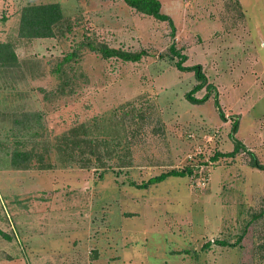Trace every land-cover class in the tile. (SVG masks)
<instances>
[{
  "label": "rangeland",
  "instance_id": "obj_1",
  "mask_svg": "<svg viewBox=\"0 0 264 264\" xmlns=\"http://www.w3.org/2000/svg\"><path fill=\"white\" fill-rule=\"evenodd\" d=\"M159 1L173 35L124 0H0V43L18 60L0 65V264L264 262V169L250 154L264 166V0ZM49 2L64 16L55 34L19 37L21 8ZM90 42L145 54L103 57ZM171 44L182 65H201L209 86L193 95L204 102L187 99L197 79ZM76 122L121 139L109 167L57 150ZM234 138L244 148L215 158ZM15 148L29 155L13 165Z\"/></svg>",
  "mask_w": 264,
  "mask_h": 264
},
{
  "label": "trees",
  "instance_id": "obj_2",
  "mask_svg": "<svg viewBox=\"0 0 264 264\" xmlns=\"http://www.w3.org/2000/svg\"><path fill=\"white\" fill-rule=\"evenodd\" d=\"M124 2L135 9L138 12L149 14L157 19L167 21L171 34H174L175 25L171 17L161 12V3L159 0H124ZM64 19L61 6L58 2H49V3H33L25 5L21 8L18 24V36L26 39L36 38V37H49L55 34L56 28L62 24ZM90 50L95 51L101 54L103 57L115 56L124 61H138L143 54L144 50L139 51H129L120 48L109 47L107 45H97L88 43ZM170 51L174 55H179L180 59L176 62V67L180 70H190L193 71L197 83H195L190 91L186 93L187 99L195 103L204 102L208 97L209 93L203 94L201 97H195L193 93L197 90H200L204 86H209L206 81V76L201 70L200 64L192 65H182L185 55H181L178 52L173 44L169 46ZM77 50H68L65 54L55 63L52 73L56 76H61L64 73V67L68 66L76 60ZM18 62L17 56L14 52L12 46L9 43L1 42L0 43V65L9 67L14 66ZM61 87V86H60ZM216 98V94L214 95ZM215 104L218 105L217 100L215 99ZM219 114L224 118L222 111H219ZM90 125L85 123L76 122L74 125H70L68 130L64 132L60 137L57 138V150L66 154L70 157L69 160H78L82 167H88L90 164L95 168H107L110 166L107 162L117 154V148L124 147L121 139L116 137H107V138H97L94 136L81 134V129H87ZM237 129V121L234 120L232 124V131ZM244 148V144L239 140L234 138V147L233 150L226 153H217L215 158L220 155H234L240 148ZM116 151V152H115ZM252 157V164L255 167L264 169V166L260 165L256 160L253 153H250ZM29 155L28 152L22 151L18 148H15L11 155V162L13 165L20 160ZM85 156V157H84ZM77 157V158H76ZM119 160L122 162L120 157ZM116 158V159H117ZM120 164V163H119ZM126 165L121 163L119 167ZM187 173H191V168L186 166L182 169L172 168L168 171L160 172L156 175H153L142 181L141 183H133L135 186H148L150 184H155L164 180L167 176H184ZM0 235L10 239L8 235L0 231ZM241 239V236L238 237L237 241ZM220 244H227L225 241H217ZM236 244V242L232 243ZM208 247L206 243L204 248ZM255 264H264V262H257Z\"/></svg>",
  "mask_w": 264,
  "mask_h": 264
},
{
  "label": "built area",
  "instance_id": "obj_3",
  "mask_svg": "<svg viewBox=\"0 0 264 264\" xmlns=\"http://www.w3.org/2000/svg\"><path fill=\"white\" fill-rule=\"evenodd\" d=\"M201 167H203L202 165L200 166V170L202 169ZM203 177V176H202Z\"/></svg>",
  "mask_w": 264,
  "mask_h": 264
}]
</instances>
